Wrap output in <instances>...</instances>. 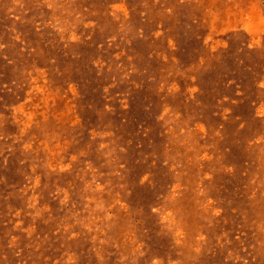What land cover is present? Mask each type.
Masks as SVG:
<instances>
[{"label": "rangeland", "instance_id": "obj_1", "mask_svg": "<svg viewBox=\"0 0 264 264\" xmlns=\"http://www.w3.org/2000/svg\"><path fill=\"white\" fill-rule=\"evenodd\" d=\"M0 264H264V0H0Z\"/></svg>", "mask_w": 264, "mask_h": 264}]
</instances>
